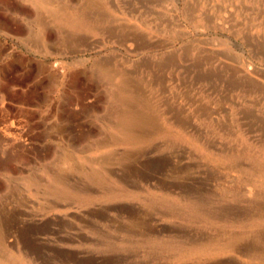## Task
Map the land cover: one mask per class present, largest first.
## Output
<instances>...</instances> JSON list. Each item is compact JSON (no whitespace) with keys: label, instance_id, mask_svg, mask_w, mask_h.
I'll list each match as a JSON object with an SVG mask.
<instances>
[{"label":"rangeland","instance_id":"1","mask_svg":"<svg viewBox=\"0 0 264 264\" xmlns=\"http://www.w3.org/2000/svg\"><path fill=\"white\" fill-rule=\"evenodd\" d=\"M68 7L96 28L53 16ZM152 108L156 126L187 138L123 142V129L147 128L124 115ZM256 158L264 0H0V264H263L264 227L202 259L162 248L224 232L171 215L173 204L249 213L252 198L222 187L251 188Z\"/></svg>","mask_w":264,"mask_h":264},{"label":"bare ground","instance_id":"2","mask_svg":"<svg viewBox=\"0 0 264 264\" xmlns=\"http://www.w3.org/2000/svg\"><path fill=\"white\" fill-rule=\"evenodd\" d=\"M100 4L102 6H106V3H104V2L103 3L101 2ZM92 5H94V4H92ZM53 16L56 17L57 19H61V20L63 19L68 25H70L74 28L83 27L82 29H89V30H93L96 28V25L93 23L94 21L89 20L88 17L83 14V12H82V14L78 13V11H75L74 9L69 8V7L68 8H60V10L54 12ZM105 69H107V68H105ZM125 92L128 93L127 101L130 102V100L133 99L134 94H132V93L130 94V92L127 90ZM158 116H159L158 111H156L154 108L150 109L149 111H143V112L133 110L131 113L124 115V122H125L124 126L126 124V126H129V125L141 126V127L144 126L147 128H144V131L142 130V132L141 131L137 132L134 130L131 131V129L129 130L127 128L123 129V136L124 137L122 138V141L123 142L125 141L126 144H130V145H133L134 147H137V149H142V148H145V147L147 148L148 146H151L154 143L155 139L159 135L169 134L172 137L179 138V139H186L187 138L185 134L175 133L174 131H172V129L170 127H167V126L158 127V126H156L155 120H156V118H158ZM149 127L153 128V129L149 130ZM191 140L195 142V139L192 138ZM243 154L247 155V154H249V152H246ZM136 155H134V156L136 157ZM129 156H130V158L133 157V155L131 156V154ZM239 158H240V156L238 154L237 155H235V154L229 155L228 160H229V163L231 164V166L237 165ZM255 162L256 163L254 165V168L251 170L252 173H251V178L249 180L251 185H252L251 188L246 189V187L239 180L235 181V183L231 186H228L229 185L228 184V185H223V187H222L223 195H225V196L228 195L229 198H233V199H242L245 197L252 198L251 201L253 203V208L250 207L252 209L249 211V213H247L244 216L241 214L242 217H237V218L231 217L232 213L231 214L228 212L226 213V211H224V208H223L224 206L222 207V209H218V208L212 209L209 207L208 202L205 201L204 199L196 201V202H186L185 207H179L176 204H173L171 215L176 216L177 214H179V215L181 214V216L185 217L189 221L196 222V223H204V224L209 225L210 227H212L216 230H223L224 232H222L221 234H219L216 237H208L207 239L203 240L200 243H194L193 242L190 244V243H184V242L175 241V240H173V242L170 241L169 243L165 242L163 244V247H162L163 251H174V252H176L175 254L179 260L202 259L203 257H206V256H209V257L215 256V254H217V253L221 254V253H225L228 251H236L238 248V242L240 239H242L245 235H247V233H250L251 230H254L256 228L259 229L260 227H264V161L256 158ZM212 172H213V170H212ZM101 177L104 178V176H101ZM142 179H144V178H142ZM164 205L166 206V204H164ZM245 211H246V209H245ZM237 213H239V212H237ZM179 215H177V216H179ZM235 226L240 227L244 231H242L241 233H238V234H237V232H236V234L235 233H229L230 232L229 229L233 228ZM162 230H164V228ZM158 231H159V229H158ZM181 232H179V233H181ZM223 233H224V235H223ZM141 235H143V237L146 240H147V237L150 238L149 235H146L143 233ZM258 236H259L260 240L264 241V234H261ZM5 242H7V233L4 229H0V243L5 244ZM240 254H242V253H240ZM257 254H258L257 257L259 259H261V261L264 264V248L259 249L257 251ZM212 264H224V262L218 260L217 262H214Z\"/></svg>","mask_w":264,"mask_h":264}]
</instances>
